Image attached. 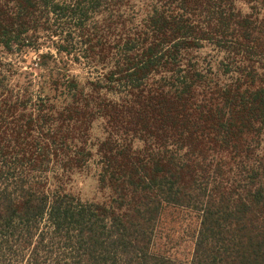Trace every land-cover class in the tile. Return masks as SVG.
<instances>
[{
    "label": "trees",
    "instance_id": "1",
    "mask_svg": "<svg viewBox=\"0 0 264 264\" xmlns=\"http://www.w3.org/2000/svg\"><path fill=\"white\" fill-rule=\"evenodd\" d=\"M0 264H264V0H0Z\"/></svg>",
    "mask_w": 264,
    "mask_h": 264
},
{
    "label": "rangeland",
    "instance_id": "2",
    "mask_svg": "<svg viewBox=\"0 0 264 264\" xmlns=\"http://www.w3.org/2000/svg\"><path fill=\"white\" fill-rule=\"evenodd\" d=\"M49 47L43 45L39 49V53H45L49 49ZM38 54H35L32 56V60L30 62V65H27L26 63H21L20 66L23 67L26 71H33L35 75H38L40 73L39 66L37 63L39 62ZM69 73L70 75L76 77L80 82L84 83L88 79H93L97 76V72L94 70L92 66L83 65L82 63H72L69 62ZM101 135V126L100 122H95L94 126L91 131V136L93 138L98 137ZM88 171V170H87ZM73 190L75 193L80 195L83 199H96L97 194L95 191V183L90 175L86 176V173L79 174L75 178V184L73 186Z\"/></svg>",
    "mask_w": 264,
    "mask_h": 264
}]
</instances>
